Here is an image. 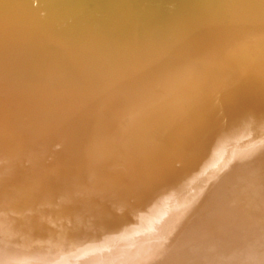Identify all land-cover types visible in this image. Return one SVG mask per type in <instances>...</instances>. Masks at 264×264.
I'll use <instances>...</instances> for the list:
<instances>
[{
	"label": "bare ground",
	"instance_id": "1",
	"mask_svg": "<svg viewBox=\"0 0 264 264\" xmlns=\"http://www.w3.org/2000/svg\"><path fill=\"white\" fill-rule=\"evenodd\" d=\"M262 82L264 0H0V248H33L70 221L108 216L100 228L124 256L138 248L143 197L160 188L181 223L193 209L176 200L192 189L172 149L203 136L196 155L210 153L205 134L211 141L241 117ZM168 129L180 133L155 139ZM245 175L248 186L234 183L236 206L215 221L257 233L264 187L254 184L264 176ZM91 181L118 186L94 200L92 187L80 189ZM174 225L159 220L141 235L162 247L195 237ZM211 243V263L185 252L175 261L221 264L222 247L243 245L231 232Z\"/></svg>",
	"mask_w": 264,
	"mask_h": 264
},
{
	"label": "rangeland",
	"instance_id": "2",
	"mask_svg": "<svg viewBox=\"0 0 264 264\" xmlns=\"http://www.w3.org/2000/svg\"><path fill=\"white\" fill-rule=\"evenodd\" d=\"M256 85H259L258 89L255 88V95L247 107L245 106V111L241 117H235L229 121L226 124L227 127L221 129L222 133L219 136L212 134L211 141H209L210 134H205L206 138H208V142H206L211 145L210 153L205 151L200 155H196L206 145L202 141L203 136H200L201 141H185L181 145H175V147L180 146V149H172L173 152L175 151L174 155L179 159V161H176L177 165L175 166L177 172L183 175L181 177L183 179L182 184L186 190L192 189L176 201H178L177 204L185 208L183 212L187 213L188 208H190L193 209V214L191 215L189 210L188 217L182 219L181 223L179 219L176 220V212L171 210L169 204L173 199L169 200V197L167 198L159 187L160 191L154 194L152 198L143 197L142 212L133 219L136 222L140 221L142 225H138L146 230L157 225L159 220L169 223L174 230V224L178 227H187L188 229L191 227L195 237L191 239L190 243L174 244L175 246L166 245L165 247L157 246L150 243L153 240H147L146 235H141L145 233L144 228H141L142 233L137 231L132 237L133 245L136 243L135 247L138 248L121 256L119 254L121 250L116 249L115 245L106 242L107 238L104 236V228H100L107 222L108 216H106V221L102 220L100 216H96V218H93V221L96 222L95 224L90 225L87 223L82 225V227L73 226L70 221L66 225L67 229L62 232L57 231L56 234L46 235L40 240L47 239L36 241L33 248L29 246L22 251L6 254L4 248H0V264H7L12 257L13 263L16 264H149L150 262L153 264H179L175 261V257L177 260L180 257L182 258L181 254L184 252L188 257H195L200 254L203 258L205 257L204 260L206 261L208 257L214 255L213 253L216 250V245L214 246L211 242L217 243V239L222 238L225 233L229 232L237 236L243 245L238 249L222 247L219 253L221 254L219 261L223 260L221 264H264V226L257 233H250L241 227L215 221L218 210L224 209L229 214L236 206L237 195L236 191H234L236 180H242L243 186L249 185V179L246 175L244 176L245 170L264 176V82ZM4 114H6L7 121L9 112ZM0 118L2 119L3 116ZM178 133H180L179 129H168L166 133L155 134L154 136L157 135L155 139L167 138L166 140H169ZM194 157H197L196 160L199 161L190 160L189 162L188 159H194ZM88 184L90 185L85 184V187H82V185L79 187L80 189L87 188V186L92 187L88 194H93L91 199L94 200L99 198V196L103 197L102 195L109 196V193H107L109 186H113L116 189L118 186L115 182L101 184L100 182L91 181ZM254 185L258 189L264 187V177ZM130 186L131 183L129 185L125 184L124 187L129 188L128 191H131ZM94 188L95 190H93ZM112 189L115 190L114 188ZM161 196L166 197L168 201L165 202L160 198ZM135 197H132V199ZM88 202L87 204H90L91 200L89 199ZM135 204L139 207V203L136 202ZM98 209V205L90 204V211L96 212L95 210ZM173 217L175 220L172 222ZM203 243L205 244L202 245ZM211 247L213 248L211 249ZM101 248H107V250L104 251ZM204 249L207 252L210 251L209 253L212 252V254L204 252ZM167 250H175L176 256H173V253L170 254L173 257L169 256ZM10 253L14 255L11 256ZM228 256L233 257V259L229 260ZM191 259L187 258L188 261H191ZM206 262L211 263L210 260Z\"/></svg>",
	"mask_w": 264,
	"mask_h": 264
}]
</instances>
